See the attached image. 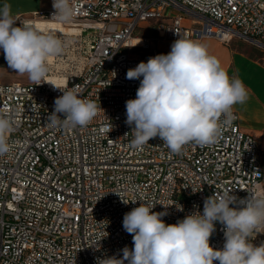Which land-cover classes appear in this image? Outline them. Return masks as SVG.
Returning <instances> with one entry per match:
<instances>
[{
    "label": "built area",
    "instance_id": "built-area-1",
    "mask_svg": "<svg viewBox=\"0 0 264 264\" xmlns=\"http://www.w3.org/2000/svg\"><path fill=\"white\" fill-rule=\"evenodd\" d=\"M73 5L69 23L52 18L53 0L46 9L14 18L18 26L52 21L76 32L51 33L64 50L49 60L40 85L0 84V112L17 120L8 137L11 151L0 155V264H98L133 247L122 222L141 202L155 205L154 212L167 211L165 223L174 224L194 211L202 214L204 200L217 191L236 197L230 205L236 208L250 196L264 195L263 156L234 109L230 123L220 117L216 143H189L179 152L159 138L133 148L125 123L126 101L136 98L140 83L126 73L167 54L157 50L159 43L181 37L227 44L236 37L264 51V0H73ZM70 89L102 109L86 127H50L55 99ZM111 125L108 134L101 131ZM215 229L210 246L222 249L224 225L216 222ZM261 230L249 238L256 246L264 243Z\"/></svg>",
    "mask_w": 264,
    "mask_h": 264
},
{
    "label": "clouds",
    "instance_id": "clouds-1",
    "mask_svg": "<svg viewBox=\"0 0 264 264\" xmlns=\"http://www.w3.org/2000/svg\"><path fill=\"white\" fill-rule=\"evenodd\" d=\"M53 9V19L71 22L73 0H53ZM0 50L9 69L40 85L48 74L50 58L62 54L64 44L30 23L16 26L5 4L0 8ZM126 79L140 81L136 98L126 101L125 123L132 129L130 144L136 149L154 138L172 152L189 143L214 144L222 131L220 117L224 124L230 123L234 105L243 104L249 95L241 80L229 77L207 45L189 38L179 37L169 53L130 68ZM100 109V103L80 98L74 89L62 91L48 115L49 126L83 128ZM16 123L13 114L0 112V155L11 151L8 137ZM111 130L112 125L101 131L108 134ZM235 202L230 192L217 191L204 200L202 214L194 211L174 224L165 223L167 211L154 212L155 205L141 202L125 213L122 222L133 247L121 249L120 258H99L98 264H264V243L256 246L249 240L264 227V195L250 196L243 207H230ZM216 222L224 225L222 249L209 242Z\"/></svg>",
    "mask_w": 264,
    "mask_h": 264
},
{
    "label": "crops",
    "instance_id": "crops-1",
    "mask_svg": "<svg viewBox=\"0 0 264 264\" xmlns=\"http://www.w3.org/2000/svg\"><path fill=\"white\" fill-rule=\"evenodd\" d=\"M49 0H0V8L7 4L12 18L30 12L46 9ZM18 26V25H16ZM203 40V39H202ZM200 41V40H199ZM201 43H211L204 40ZM219 52L212 50L221 66L227 71L229 77L238 78L248 91V98L243 104L234 105L238 114L240 127L257 139L260 152L263 156V190H264V54L241 51L232 48L218 47ZM261 234L264 237V227Z\"/></svg>",
    "mask_w": 264,
    "mask_h": 264
},
{
    "label": "rangeland",
    "instance_id": "rangeland-1",
    "mask_svg": "<svg viewBox=\"0 0 264 264\" xmlns=\"http://www.w3.org/2000/svg\"><path fill=\"white\" fill-rule=\"evenodd\" d=\"M67 29V28H66ZM151 30L148 29L146 33H150ZM204 40H209L211 43H204L207 45L208 51L211 54L212 50H216L219 52L218 47H221L223 49L225 48H232V49H238L241 51H246L248 53L252 52L255 55H262L264 54V51H262L259 48H256L255 46L249 44L248 42L233 37L227 44L221 42L218 39L215 38H205L203 40H200L199 42H202ZM173 42H161L157 45V50L163 53H169L171 50V45ZM14 82H21L23 84H33L35 82H32L27 75H20L16 71H13L8 68L7 62L4 59L3 51L0 50V84H8V83H14Z\"/></svg>",
    "mask_w": 264,
    "mask_h": 264
},
{
    "label": "bare ground",
    "instance_id": "bare-ground-1",
    "mask_svg": "<svg viewBox=\"0 0 264 264\" xmlns=\"http://www.w3.org/2000/svg\"><path fill=\"white\" fill-rule=\"evenodd\" d=\"M41 33H58V32H76L74 29H66L62 25L52 21L35 20L31 23ZM53 60V57L50 58ZM51 81H58L55 77L50 78Z\"/></svg>",
    "mask_w": 264,
    "mask_h": 264
}]
</instances>
